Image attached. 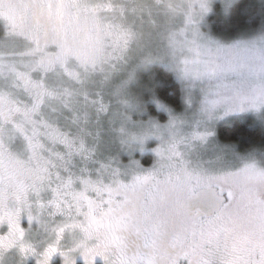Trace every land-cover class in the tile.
I'll return each mask as SVG.
<instances>
[{"label":"snow or ice","instance_id":"1","mask_svg":"<svg viewBox=\"0 0 264 264\" xmlns=\"http://www.w3.org/2000/svg\"><path fill=\"white\" fill-rule=\"evenodd\" d=\"M211 4L184 0L166 55L129 63L61 38L81 0H0V264H264V132L217 133L264 129V4L257 26L221 0V36ZM173 77L180 111L156 91Z\"/></svg>","mask_w":264,"mask_h":264},{"label":"rangeland","instance_id":"2","mask_svg":"<svg viewBox=\"0 0 264 264\" xmlns=\"http://www.w3.org/2000/svg\"><path fill=\"white\" fill-rule=\"evenodd\" d=\"M183 2L184 0H81L83 5L92 10L69 26L61 38L75 50L78 58L84 60L104 62L117 56L132 63L146 53L164 56L167 53L169 35L178 20ZM211 9L206 14L208 28L214 36H221L223 31L216 30L219 26L215 20L210 19L214 12L219 18H225L221 12V0H212ZM244 30L245 28L239 32ZM171 106L177 111L182 109V104L180 108ZM150 110L161 121L168 119L167 113L157 111L155 105H151ZM235 118L241 122H246L247 118H252L253 121L255 119L250 113L234 116L230 120ZM221 125L223 123L217 125L218 134ZM144 158L152 160L150 153ZM151 160L143 162L147 165Z\"/></svg>","mask_w":264,"mask_h":264},{"label":"trees","instance_id":"3","mask_svg":"<svg viewBox=\"0 0 264 264\" xmlns=\"http://www.w3.org/2000/svg\"><path fill=\"white\" fill-rule=\"evenodd\" d=\"M244 4H250L252 5L251 8V13L255 17L257 21V26L259 25L260 19L262 17V9L261 5L264 4V0H242ZM216 10V8H214ZM211 20H215L217 26L216 30L223 31L224 25L225 24H233L235 25V21H228L225 18H219V15L217 16V13L214 12L210 16ZM247 21H243L242 24H246ZM237 31H234L232 33H228V35H236L239 33L240 30L244 29L243 26L241 25H236ZM163 71V69H161ZM170 85H174L176 88V94L172 95L171 92V87L170 86H165L163 88L158 87L157 93L160 96L161 99H164L166 103H169L177 108H180V96H179V83L175 81V78L173 77L172 80L169 82ZM153 112V110H152ZM240 119L235 118L230 120L228 123H223L219 127V135L221 138H242V139H247L249 137H254L257 140L259 139L260 135L262 132H264V129L260 126L259 123H253L252 118H247L246 122H241L239 121ZM151 160V159H150ZM144 158V162L148 163V161Z\"/></svg>","mask_w":264,"mask_h":264}]
</instances>
